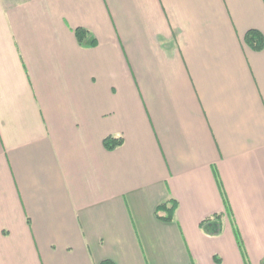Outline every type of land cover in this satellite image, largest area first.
Instances as JSON below:
<instances>
[{"label": "crops", "instance_id": "0c3cea01", "mask_svg": "<svg viewBox=\"0 0 264 264\" xmlns=\"http://www.w3.org/2000/svg\"><path fill=\"white\" fill-rule=\"evenodd\" d=\"M252 29L264 0H0V264H260Z\"/></svg>", "mask_w": 264, "mask_h": 264}, {"label": "trees", "instance_id": "16d2710c", "mask_svg": "<svg viewBox=\"0 0 264 264\" xmlns=\"http://www.w3.org/2000/svg\"><path fill=\"white\" fill-rule=\"evenodd\" d=\"M75 33H76V37H77L79 43H81L90 34L88 32V30L84 29V28L76 29ZM244 41L247 45H249L254 50H262L264 47V36H263L262 32L257 30V29L249 30L244 36ZM94 43H95V40L93 39L92 44H94ZM122 143H123L122 137H113V136H109V137L105 138V140L103 142L104 147L108 150H114L118 146L122 145ZM177 208H178L177 201L173 200V199H169L166 202L161 203L157 207L156 212H157L158 217H160L161 219H163L165 221H171L175 217V213H176ZM221 217H222V214H214L213 216L208 217V222L210 225L213 223L215 224V222L211 221V220L213 218L214 219L218 218L220 220ZM217 225H218V227H216V233L215 234H220L221 227H220L219 221H217ZM236 238H237L238 244L240 246V249L242 251V254H243L245 260L247 261L246 251L244 249V245L242 243L240 234L237 230H236ZM101 264H114V263H112L110 261H103ZM260 264H264V257L261 259Z\"/></svg>", "mask_w": 264, "mask_h": 264}]
</instances>
